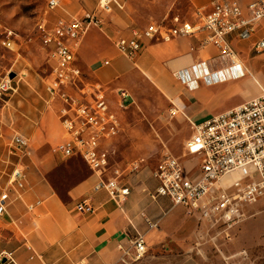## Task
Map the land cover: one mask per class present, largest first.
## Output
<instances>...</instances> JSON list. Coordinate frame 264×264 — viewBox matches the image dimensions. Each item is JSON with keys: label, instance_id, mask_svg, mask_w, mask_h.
I'll return each instance as SVG.
<instances>
[{"label": "built area", "instance_id": "2783aa9c", "mask_svg": "<svg viewBox=\"0 0 264 264\" xmlns=\"http://www.w3.org/2000/svg\"><path fill=\"white\" fill-rule=\"evenodd\" d=\"M243 0H214L209 13L200 14L198 23H190L174 17L171 22L152 23L146 28H131L129 34L118 38L114 45L119 53L135 61L147 42H171L177 38L205 33L202 47L212 46L218 54L207 61L179 70L176 78L187 90L194 92L202 83L207 86L245 77L246 71L240 61L236 42L249 41L264 19V0H252L245 7ZM123 10L122 0H101L93 13L78 17L66 13L54 22L47 18L38 25L43 49L51 64L46 90L48 103L59 104V116L66 138L57 146L63 159L78 158L88 169L99 176L94 191H105L109 199L122 208L132 194L129 177L137 174L144 160H137L127 168L115 169L110 176L112 152L104 144L122 130L120 119L111 111L106 98L107 88L86 82L78 63L82 42L93 28L105 24L102 12L112 8ZM62 0H49L48 10H62ZM15 33L0 26L2 44L15 50ZM257 53L264 52V39L254 46ZM219 65L213 67L212 62ZM109 65V62H104ZM220 67L219 69H214ZM8 75L0 83V98L12 90ZM120 107L125 108L130 95L118 89ZM179 109L174 105L170 111L176 116ZM195 134L184 144L187 156L199 162L196 168L186 169L181 161L168 155L154 172L159 185L151 194L154 200L168 198L171 208H183L215 225L223 227L222 233L230 238L231 230L244 217V207L264 200V93L225 113L194 125ZM28 140L15 136L12 149L24 157ZM27 168L18 164L9 181V189L0 195V220L7 214L8 206L22 200L26 191ZM131 175V176H129ZM129 176V177H127ZM15 195L12 198V195ZM30 205L33 211L37 205ZM75 211L93 214L95 207L89 197L82 199ZM149 230L160 228L159 220L146 218ZM136 259L148 253L145 235L133 241ZM13 260V254L0 257V264Z\"/></svg>", "mask_w": 264, "mask_h": 264}, {"label": "crops", "instance_id": "0c3cea01", "mask_svg": "<svg viewBox=\"0 0 264 264\" xmlns=\"http://www.w3.org/2000/svg\"><path fill=\"white\" fill-rule=\"evenodd\" d=\"M122 1L125 5L123 10L113 7L111 12H102L101 15L105 22L112 18L116 25L129 34V30L136 26L145 23H163L166 20L171 22L176 16L193 24L198 23L200 21L198 12L202 9L203 15L209 13L213 8L214 0ZM251 1L243 0L242 3L246 7ZM88 13L84 11L82 14L71 15L83 17ZM259 32V36L255 35ZM255 34L254 38H251L254 41L253 48L246 51L247 55L244 59L240 56L247 74L244 78L211 86L202 83L196 90L199 91L201 87L209 90L218 85L232 83L230 97L239 95L241 101L221 112H218L216 103L211 99L198 100L194 95L196 91L187 90L175 76L179 70L189 68L197 62L207 61L218 54L212 46H201L206 36L203 32L167 43L147 42L142 54L132 61L121 55L109 39L100 35L97 30H92L81 52L82 65L79 59L78 63L86 82L89 81L85 74L92 76L96 84L108 87L110 91H106V98L111 111L120 119L121 124L119 110L127 109L134 103L136 88H147L151 95H154L152 92L154 90L163 93L180 111L172 117H182L189 124L190 135L186 136L188 138L186 142L195 134V124L234 109L264 93V79H259L260 83L251 76L252 60L264 57V53L254 57L251 55L255 44L264 39V19L259 23ZM240 43L242 42H236L235 45ZM236 49L238 51L237 45ZM106 61L109 65L104 64ZM131 62L135 63V66H132ZM16 75L12 81L13 92L19 89L20 75ZM49 78L50 73L45 82L46 102L48 101L46 85ZM175 81L180 86L176 89L169 88L168 84L170 82L175 84ZM132 82L136 85L131 84ZM117 89H124L130 95L125 108L120 107ZM50 107L57 116V120L51 118L52 134L50 135L56 137L60 144L66 138L59 116L60 105L50 104ZM61 135L63 140L59 141ZM117 138L118 136L106 142L104 147L112 152L111 144ZM33 152L31 147L27 148L26 155L21 157L9 147L2 151L0 195L9 189L14 168L18 164L24 165V160L31 158ZM40 154L42 156L40 160L29 162L26 172L27 191L23 199L12 202L8 206L7 214L0 220V257L4 258L7 253L13 254V260L4 259L6 261L4 264H196L195 247H185L178 237L181 229L191 224L187 218L182 219V214L187 213L186 210L171 208V201L168 198L154 200L151 197L159 185L154 178V172L159 166L156 169L145 166L137 174L129 177L132 194L127 203L120 208L109 199L105 191H94L99 176L91 171L88 176L69 188L64 199L49 178L54 169V155L46 146L41 147ZM56 156L62 159L58 154ZM189 157L192 159L184 162L178 158L188 170L196 168L199 162L196 158ZM115 169H121V165L113 163L112 154L110 168L105 175L107 177L112 175ZM14 197L13 194L12 198ZM87 197L91 199L95 212L82 214L75 211V206ZM38 202L40 204L30 211L29 206ZM176 210L180 212L174 214ZM146 218L159 220L160 228L149 230ZM201 221L205 222L206 226L208 223L211 224L203 219ZM233 229L231 232L234 233L236 228ZM186 230L191 232L188 228ZM200 230L205 233L202 227ZM140 234L145 235L148 253L136 259L133 241ZM221 234L223 233L220 232L218 236ZM213 239H216V236ZM180 249L186 252L181 253Z\"/></svg>", "mask_w": 264, "mask_h": 264}, {"label": "rangeland", "instance_id": "374dc122", "mask_svg": "<svg viewBox=\"0 0 264 264\" xmlns=\"http://www.w3.org/2000/svg\"><path fill=\"white\" fill-rule=\"evenodd\" d=\"M48 1L0 0V26L11 29L15 33L16 42L15 50H9L2 44L0 37V83L9 73L20 75L18 91L11 90L0 98V156L3 150L12 148L15 136H22L29 140L28 149L31 147L34 150L31 158L24 160L28 170L29 162L40 160L41 147L46 146L55 157L54 169L49 178L60 195L66 199L69 188L88 176L90 170L78 158L58 159L56 156L58 141L56 137L50 135L52 134L50 121L57 116L50 103L46 102L45 91V82L51 67L48 54L41 44L38 25L44 18L54 22L58 16L65 13L74 15L82 14L84 11L93 13L101 0H62L63 9L54 12L48 10ZM149 24L145 23L135 28L143 29ZM92 30H97L100 35L109 39L113 46L118 38L127 35V31L116 25L112 18H109L101 28H93L89 33ZM89 33L78 52L80 64L81 52ZM255 35L259 36L260 32ZM251 40L236 44L242 59L246 57V51L253 48L254 41ZM263 53L252 50L251 55L254 57ZM134 64L131 62L132 66H135ZM211 65L218 66L219 62L214 61ZM247 65L249 67L248 63ZM251 68V76L257 82L264 79V57L253 59ZM85 75L89 82L95 83L92 76ZM176 82L175 84L170 82L168 87L176 89L180 86ZM231 84L218 85L209 90L201 87L194 95L200 101L202 98L211 99L216 103L218 112H221L241 101L239 95L230 97ZM133 85H136L135 82ZM107 90L110 91L108 87ZM152 92L154 95H151L147 88H136L134 103L127 109L119 110L122 130L118 138L112 142L111 149L113 163L120 164L121 170L142 159L144 163L140 170L145 166L156 169L168 155L177 157L182 162L192 159L184 152V143L188 139L186 136L190 133L188 122L182 117H172L170 111L175 104L160 91ZM61 140L63 135L59 141ZM243 211L244 217L235 226L236 229L234 233L231 232L230 238L225 236L223 238L224 234L218 236L222 232V226H212V223L206 226L196 215L188 212L182 214V219L187 218L191 224L188 226L183 224L185 227L181 229L178 237L185 247H195L196 264H264V200L246 205ZM179 212L180 210H176L174 214ZM201 227L205 230L204 234L200 232ZM214 236L216 239H213ZM180 251L186 252L183 249Z\"/></svg>", "mask_w": 264, "mask_h": 264}, {"label": "water", "instance_id": "95a60500", "mask_svg": "<svg viewBox=\"0 0 264 264\" xmlns=\"http://www.w3.org/2000/svg\"><path fill=\"white\" fill-rule=\"evenodd\" d=\"M16 76H17L16 73H9V74H8V77H9L10 80H14V79L16 78ZM5 262H6V261H4V263H5Z\"/></svg>", "mask_w": 264, "mask_h": 264}, {"label": "bare ground", "instance_id": "6f19581e", "mask_svg": "<svg viewBox=\"0 0 264 264\" xmlns=\"http://www.w3.org/2000/svg\"><path fill=\"white\" fill-rule=\"evenodd\" d=\"M244 78V77H243Z\"/></svg>", "mask_w": 264, "mask_h": 264}]
</instances>
